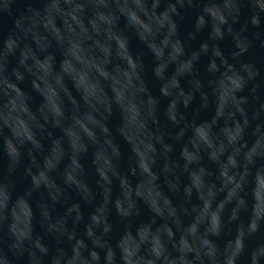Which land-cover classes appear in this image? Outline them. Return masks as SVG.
I'll return each instance as SVG.
<instances>
[{"label": "clouds", "instance_id": "9594fccd", "mask_svg": "<svg viewBox=\"0 0 264 264\" xmlns=\"http://www.w3.org/2000/svg\"><path fill=\"white\" fill-rule=\"evenodd\" d=\"M0 264H264V0H0Z\"/></svg>", "mask_w": 264, "mask_h": 264}]
</instances>
